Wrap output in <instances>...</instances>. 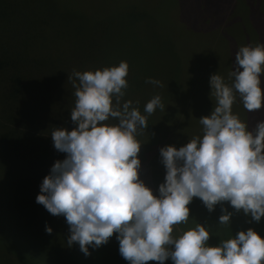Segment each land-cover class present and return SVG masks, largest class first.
I'll use <instances>...</instances> for the list:
<instances>
[{
	"label": "clouds",
	"instance_id": "1",
	"mask_svg": "<svg viewBox=\"0 0 264 264\" xmlns=\"http://www.w3.org/2000/svg\"><path fill=\"white\" fill-rule=\"evenodd\" d=\"M128 73L124 61L95 71L73 70L69 79L76 99L70 119L75 127L51 132L54 149L65 158L43 178L36 203L64 217L67 246L77 244L86 257L115 234L128 264H264V237L252 228L213 246L210 226L178 227L189 223L194 198L209 213L221 205L219 225L229 226L233 216L225 202L250 223L264 218V120L250 129L232 111L237 98L249 112L264 107V44L238 48L228 74L231 83L219 74L210 76L216 103L199 119L203 134L179 148L159 149L165 175L155 193L140 179L137 136L148 122L131 100H123ZM146 83L160 85L151 78ZM164 107L156 95L144 113ZM45 231L51 234L52 228L45 225Z\"/></svg>",
	"mask_w": 264,
	"mask_h": 264
},
{
	"label": "trees",
	"instance_id": "2",
	"mask_svg": "<svg viewBox=\"0 0 264 264\" xmlns=\"http://www.w3.org/2000/svg\"><path fill=\"white\" fill-rule=\"evenodd\" d=\"M88 1L87 6L81 0H0V186L11 188L4 185L2 176L12 182L7 203L5 192L0 191V236L5 241L0 239V264H128L119 254L115 234L107 244L90 248L87 257L77 244L69 248L64 217L53 216L36 203L43 178L56 160L65 158L54 149L50 135L58 127H75L70 119L76 99L69 79L73 70L95 71L118 66L121 61L129 65V87L123 100H131L132 106L146 115L148 127L140 135L148 133L156 121L144 113V107L168 80L174 86L182 82L172 68L173 63L180 68L181 62L175 58L177 50H172L176 42L161 29L167 13L165 0ZM261 5L262 14L252 16L250 25L264 21ZM182 19L181 25L186 17ZM253 32L251 40L256 42L257 33ZM217 34L220 42L233 39L226 29ZM207 37L205 31L204 42ZM218 48L221 53L223 47ZM149 78L158 79L160 85L146 83ZM32 89L37 94L35 101L29 96ZM35 102L40 104L38 110ZM54 104L59 105L60 114L49 112ZM159 112L164 113L157 109L153 114ZM144 161L155 166L149 178L142 172L140 179L155 193L164 180V166L159 154L147 155L141 164ZM223 206L233 212L229 226L217 223L221 205L209 213L200 199L194 198L189 205V223L178 227L183 231L195 223L210 226L215 234L209 243L213 246L248 228L264 237V218L250 223L249 217L235 212L227 202ZM45 225L52 228L51 234L46 233Z\"/></svg>",
	"mask_w": 264,
	"mask_h": 264
},
{
	"label": "rangeland",
	"instance_id": "3",
	"mask_svg": "<svg viewBox=\"0 0 264 264\" xmlns=\"http://www.w3.org/2000/svg\"><path fill=\"white\" fill-rule=\"evenodd\" d=\"M81 1L88 6V0ZM260 3L262 4L260 8L264 10V0H182V3L180 0H165L167 13L164 14L161 29L173 42H176L177 46L172 50H177L175 58L181 63L180 68H177L175 63L172 64V68L182 82L174 86L172 81L168 80L169 83L166 86L161 84V89L157 88V93L153 95V97L156 95L161 97L165 106L164 113L150 115L149 118L156 121L151 125L152 130L141 135L139 133L137 136L142 144L140 159L147 155L157 156L159 149L166 145L179 148L193 137L202 136L203 128L199 119L210 115L216 103L215 98L210 96V76L216 73L224 77L226 82L231 83L228 74L233 67L236 47L264 44V21L255 26L249 24L252 16L261 13ZM158 8L160 10V6ZM182 17H186V21L181 25ZM209 17L211 20L205 22V19ZM220 29L223 31L226 29L232 35L233 39L228 41L229 43L219 41L217 33ZM205 31L208 35L207 42H204L203 38ZM253 31L257 33L256 42L251 40ZM205 44L210 46L209 50L204 46ZM218 45L223 47L221 53H218ZM185 73H189V77H186ZM261 86L264 88V76L261 77ZM29 96L35 101L37 94L32 89ZM39 108L40 104L35 102L34 109ZM232 111L241 121L246 122L250 129L254 128L258 120H264V107L258 111L249 112L244 109L239 98L233 104ZM49 112L60 114L61 109L59 105L54 104ZM150 148L151 151L148 152ZM153 166L155 164L151 165L149 161H144L141 164L140 176L143 172L142 176L144 177L146 173L149 178ZM2 178L4 185L12 188L11 180L3 176ZM0 188V191L6 194L4 200L7 203L12 197L10 196L11 188L2 186ZM212 238L213 236L210 237L209 243ZM0 239L3 243L5 242L2 235Z\"/></svg>",
	"mask_w": 264,
	"mask_h": 264
}]
</instances>
